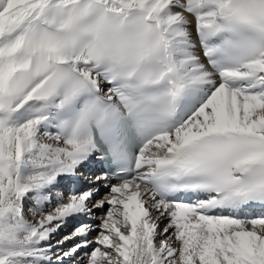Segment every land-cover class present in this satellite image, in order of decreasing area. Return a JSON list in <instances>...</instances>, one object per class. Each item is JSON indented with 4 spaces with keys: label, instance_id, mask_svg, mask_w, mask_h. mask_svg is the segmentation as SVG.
Returning <instances> with one entry per match:
<instances>
[{
    "label": "snow or ice",
    "instance_id": "obj_1",
    "mask_svg": "<svg viewBox=\"0 0 264 264\" xmlns=\"http://www.w3.org/2000/svg\"><path fill=\"white\" fill-rule=\"evenodd\" d=\"M0 264H264V0H0Z\"/></svg>",
    "mask_w": 264,
    "mask_h": 264
},
{
    "label": "rangeland",
    "instance_id": "obj_2",
    "mask_svg": "<svg viewBox=\"0 0 264 264\" xmlns=\"http://www.w3.org/2000/svg\"><path fill=\"white\" fill-rule=\"evenodd\" d=\"M71 225H69L67 228H65L64 230H63V232H62V235L63 234H65V233H67V232H69V231H71Z\"/></svg>",
    "mask_w": 264,
    "mask_h": 264
},
{
    "label": "bare ground",
    "instance_id": "obj_3",
    "mask_svg": "<svg viewBox=\"0 0 264 264\" xmlns=\"http://www.w3.org/2000/svg\"><path fill=\"white\" fill-rule=\"evenodd\" d=\"M82 255V254H81Z\"/></svg>",
    "mask_w": 264,
    "mask_h": 264
}]
</instances>
